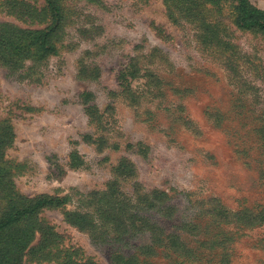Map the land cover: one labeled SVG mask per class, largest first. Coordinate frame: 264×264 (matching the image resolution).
<instances>
[{
	"label": "rangeland",
	"instance_id": "obj_1",
	"mask_svg": "<svg viewBox=\"0 0 264 264\" xmlns=\"http://www.w3.org/2000/svg\"><path fill=\"white\" fill-rule=\"evenodd\" d=\"M60 2L58 55L0 63L14 189L68 199L39 216L63 253L23 264L66 252L79 264H264V34L239 29L230 0ZM44 7L0 0V25L42 30ZM122 163L132 175L117 174ZM114 184L120 222L106 228L98 210ZM74 214L96 228L69 224ZM154 244L172 251L143 255Z\"/></svg>",
	"mask_w": 264,
	"mask_h": 264
},
{
	"label": "trees",
	"instance_id": "obj_2",
	"mask_svg": "<svg viewBox=\"0 0 264 264\" xmlns=\"http://www.w3.org/2000/svg\"><path fill=\"white\" fill-rule=\"evenodd\" d=\"M207 1L212 4L220 2V0ZM230 1L236 5L235 24L239 29L264 34V10L255 7L250 0ZM44 3V10L49 19V23L44 29L31 31L0 25V63L3 66L12 70H21L27 61L38 63L58 55L60 49L58 34L63 21L62 5L60 0H44ZM20 10L24 14H32V8L29 6L21 8V3ZM88 110L91 112L90 118L92 119L94 107H90ZM12 137L9 127L0 130V264H23L25 257L48 261L55 256L54 252H63L59 250L61 244L59 235L39 216L44 210L65 207L68 204V199L48 195L27 198L15 191L10 169L3 162L4 151L11 145ZM133 171V166L122 163L117 174L125 177L132 175ZM118 192L116 185H112L106 194L108 197H105L104 205L98 210L99 216L102 217L101 222L106 228L120 222V220L110 217L115 209L113 204H109V199L116 196ZM67 220L69 224L83 231L96 228L95 219L88 214L68 215ZM154 233L155 237L158 236L156 232ZM128 234H132L131 230L121 231L119 238L125 239ZM37 237L38 243L32 245ZM161 248L167 252L172 251V248L168 246L154 244L143 249V255L149 257L156 254L157 250ZM178 250L188 253L185 247L177 248ZM65 254L61 264H79L69 260V252ZM119 264H141V261L135 257L122 260ZM143 264L149 263L143 260Z\"/></svg>",
	"mask_w": 264,
	"mask_h": 264
}]
</instances>
